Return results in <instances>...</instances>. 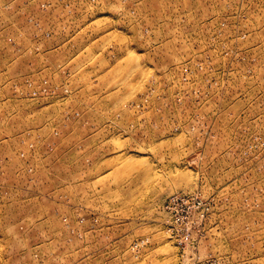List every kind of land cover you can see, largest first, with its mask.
<instances>
[{"label":"rangeland","instance_id":"rangeland-1","mask_svg":"<svg viewBox=\"0 0 264 264\" xmlns=\"http://www.w3.org/2000/svg\"><path fill=\"white\" fill-rule=\"evenodd\" d=\"M0 264H264V0H0Z\"/></svg>","mask_w":264,"mask_h":264}]
</instances>
